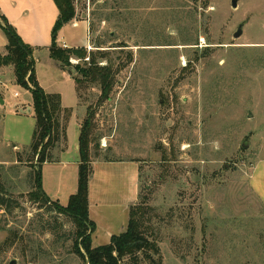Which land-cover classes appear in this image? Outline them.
<instances>
[{"label":"rangeland","instance_id":"rangeland-1","mask_svg":"<svg viewBox=\"0 0 264 264\" xmlns=\"http://www.w3.org/2000/svg\"><path fill=\"white\" fill-rule=\"evenodd\" d=\"M234 1L75 0L90 33L69 25L57 43H89L88 52L106 51L115 68L125 65L101 107L100 88H83L78 101L76 71L50 57L53 27L32 45L40 86L71 111L63 159L76 157L79 124L96 111L93 161L138 165V204L149 210L163 264H264V196L255 184L264 183V0H237V8ZM32 101L14 70L1 69L0 160L12 164L20 152L21 163L2 169L14 199L0 209V264H86L73 252L74 223L29 198L36 120L15 113ZM62 147L53 151L57 162ZM45 175L53 196L56 175Z\"/></svg>","mask_w":264,"mask_h":264},{"label":"trees","instance_id":"trees-1","mask_svg":"<svg viewBox=\"0 0 264 264\" xmlns=\"http://www.w3.org/2000/svg\"><path fill=\"white\" fill-rule=\"evenodd\" d=\"M59 16L53 27L52 45L49 47L50 57L62 68L73 67L77 73L73 78L76 90L83 88H100L101 98L98 107L110 100L116 85V75L125 66L122 64L115 68V60L111 53L98 50L96 53L88 52L86 48H63L57 43L58 33L68 24L77 19L75 0H54ZM0 28L8 39L5 52L0 54V68L14 69L16 83L30 91L33 97V110L36 120V129L33 142L29 149L33 154V171L30 177L32 191L29 193L30 201L37 203L41 208L50 207L60 215L66 216L75 225L73 252L86 264H122L129 258L133 264H163L161 248L156 239L151 238L149 210L144 203L130 207L129 222L126 230L111 239L108 245L94 248L92 235L96 225L89 216V184L93 175L92 150L97 137L96 111H88L83 121L79 136L80 164L78 171L77 192L69 198L68 204L62 206L51 200L43 189L42 166L45 163L57 162L53 151L58 145H64L61 152L67 150V124L71 111L64 109L59 94H47L40 86L36 76L35 49L25 43L17 30L0 13ZM122 51V50H121ZM89 58V61L86 59ZM131 56L129 60L131 61ZM71 59L79 61L72 65ZM107 60V65L102 61ZM79 98V96H78ZM98 147V146H97ZM3 166H0V209L10 207L13 201L8 189ZM17 237L8 239L7 247L16 243Z\"/></svg>","mask_w":264,"mask_h":264},{"label":"crops","instance_id":"crops-1","mask_svg":"<svg viewBox=\"0 0 264 264\" xmlns=\"http://www.w3.org/2000/svg\"><path fill=\"white\" fill-rule=\"evenodd\" d=\"M0 13L12 26H14L23 41L30 46L33 44L37 45L35 42H38L42 37L47 38L48 31L54 27L59 16V11L54 0H0ZM69 25L74 28L85 26L88 35L90 33V21L87 19L86 14L82 15L81 20L76 19L65 27ZM7 44L8 39L0 28V54L5 52ZM88 45L89 43H86V45H80L73 48H85L88 47ZM60 46L63 48H71L67 44ZM1 69L3 68H0V70ZM76 94L78 98L77 90ZM62 107L67 109L63 105ZM15 114L17 117L28 114L34 115L33 103L26 106L21 105L19 111ZM83 120L84 118L79 124V131ZM67 140V150L63 153L62 157H60V161L48 162L42 166V179L44 178L43 189L51 200L58 202L59 204H61V200L64 199L69 201L71 195H73L78 189V175L76 174H78L80 164L79 139L74 141L73 150L77 155L76 157L74 156L72 161L63 159L70 151L68 132ZM4 142L9 144L10 140L6 139ZM13 148L15 149L18 147L17 145H14ZM16 155L18 158L17 161L8 164L5 161L0 160V166L19 165V163H21V160L19 159L20 152H17ZM30 164L31 162L28 163V165ZM28 165L25 167L28 168ZM92 165L93 175L89 184V216L92 222L96 225V230L92 235V244L93 240L96 238L102 240V242L106 240V242H111V239L114 236H118L126 230L129 222L130 207L138 203L139 167L132 161L116 160L94 161ZM45 169L47 171V180L48 177L49 179L51 178V174H55L56 176L53 179L57 180L59 184V190L53 191V196L49 195L50 192H48L46 187ZM256 175L254 176L255 178ZM255 184L256 189L264 196V190H262L264 183L262 187H260V183L257 181H255Z\"/></svg>","mask_w":264,"mask_h":264},{"label":"water","instance_id":"water-1","mask_svg":"<svg viewBox=\"0 0 264 264\" xmlns=\"http://www.w3.org/2000/svg\"><path fill=\"white\" fill-rule=\"evenodd\" d=\"M237 5H238L237 0H235V1L233 2V8H237ZM240 36H242V27H241V26H240V28L238 29V32L235 33L234 38H239ZM67 70H68V71H71L72 73H75V70L72 69V68L67 69Z\"/></svg>","mask_w":264,"mask_h":264},{"label":"built area","instance_id":"built-area-1","mask_svg":"<svg viewBox=\"0 0 264 264\" xmlns=\"http://www.w3.org/2000/svg\"><path fill=\"white\" fill-rule=\"evenodd\" d=\"M89 51H92V49H90L91 47L89 46ZM86 61H89V58L86 59ZM71 63L73 64H79V61L78 60H75V59H71ZM0 213H1V210H0Z\"/></svg>","mask_w":264,"mask_h":264}]
</instances>
